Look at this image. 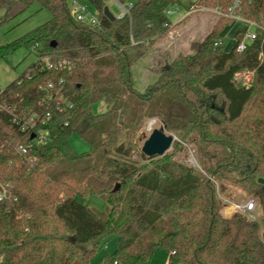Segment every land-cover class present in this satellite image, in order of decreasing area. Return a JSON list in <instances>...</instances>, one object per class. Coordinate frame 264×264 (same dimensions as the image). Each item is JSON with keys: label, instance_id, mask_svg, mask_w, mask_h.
<instances>
[{"label": "trees", "instance_id": "obj_1", "mask_svg": "<svg viewBox=\"0 0 264 264\" xmlns=\"http://www.w3.org/2000/svg\"><path fill=\"white\" fill-rule=\"evenodd\" d=\"M87 1L99 12L98 24L77 20L71 0H0V24L35 2L51 13L0 45V60L22 47L38 57L0 87V264H144L158 247L169 264H264V41L243 52L216 46L231 22L221 18L140 90L133 67L172 27L166 9L186 4L120 0L133 1L131 14L111 20L104 0ZM64 58L71 69L58 65ZM241 70L254 71L249 87L235 79ZM99 103L105 109L96 112ZM11 111H50L42 127L47 139L36 143ZM154 117L178 138L164 155L150 157L138 133ZM73 132L90 152L70 146ZM184 143L205 172L178 158ZM210 177L225 196L234 189L255 196L260 221L224 210ZM90 193L104 197L106 210L79 200ZM108 236L117 238L116 250L93 262Z\"/></svg>", "mask_w": 264, "mask_h": 264}, {"label": "rangeland", "instance_id": "obj_2", "mask_svg": "<svg viewBox=\"0 0 264 264\" xmlns=\"http://www.w3.org/2000/svg\"><path fill=\"white\" fill-rule=\"evenodd\" d=\"M111 12L116 16L120 13V7L116 0H104ZM90 13L96 14V8L87 0H82ZM182 3L191 4L194 0H181ZM186 12L183 7L179 13L170 15L172 27L169 32L157 39L155 44L149 49L147 55L142 58L134 67L136 86L140 90H144L148 85L153 83L174 56L178 53H190L191 44L194 41L204 40L205 37L213 28V24L217 21L216 18L206 13H192L187 18L179 20L182 14ZM3 10L0 11V21L3 16ZM51 18V13L46 9H40L38 2L33 3L25 12L16 18L0 24V45L7 44L40 24L48 21ZM246 27L244 22L231 20V22L219 34L225 41V49L230 50L236 42V34L238 31ZM38 59L34 52L26 48H19L7 58L0 60V87L5 89L12 81L18 78L27 67ZM105 109L104 103H99L94 107L96 112ZM151 119H156L157 122L154 128H160L164 124L160 119L148 118L143 127L139 131V147L142 146L145 140L150 136L153 129L147 127V122ZM169 133H173L167 130ZM176 137L177 135L173 133ZM178 138V137H177ZM70 146L78 153L90 152L91 145L78 133L73 132L69 138ZM190 148L194 149L191 144L184 143L177 156L180 160L190 164ZM196 154V153H195ZM138 158V156H136ZM197 158V157H196ZM250 195L241 189H234L232 200H246ZM79 200L84 201L88 206L99 211H104L107 208V202L100 194L90 193L85 197L79 196ZM229 213H232L231 210ZM259 215V214H258ZM117 248V238L108 236L101 240L97 246L96 254L92 261L97 262L105 255L115 251ZM144 264H169V253L161 247H158L150 262Z\"/></svg>", "mask_w": 264, "mask_h": 264}, {"label": "built area", "instance_id": "obj_3", "mask_svg": "<svg viewBox=\"0 0 264 264\" xmlns=\"http://www.w3.org/2000/svg\"><path fill=\"white\" fill-rule=\"evenodd\" d=\"M116 1L118 2V5L120 7V13L116 15V18L125 19L129 17L133 7V1ZM245 4L249 5L250 7H245ZM183 7L186 9V12L182 14L179 20L187 18L192 13H206L210 14L217 20L221 18H228L230 20L235 19L237 21L244 22L246 27L243 30L237 32L236 42L233 46L237 49L238 52H243L252 43L258 40L261 42L264 41V0H224L223 3L220 1H216L214 4L209 3L208 0H194V2H192L191 4H186L184 6L180 3L174 4L166 9V13L168 16H170L174 12L179 13ZM71 11L77 20L87 21L91 24L99 23V12L97 11L96 14L90 13L82 0H71ZM223 43L225 44L224 39L218 35V38L215 40V45L218 46ZM259 57L260 59H263V50L260 51ZM45 62L48 68H51L53 66V63H51L48 58H45ZM58 65L71 69V67L73 66V62L64 58L59 61ZM253 76V70H241L235 74V79L242 85L249 87L252 83ZM52 86L53 83L49 82L47 88H50ZM67 105H69V107L72 106L68 103ZM58 108L62 110V107L58 106ZM11 113L14 115V121L18 122V124L21 125V129L23 131L35 133L36 143L40 144L47 139L48 130L42 127L52 116L50 111L45 112L44 115H40L37 111H31L26 115H23L22 117L13 113V111H11ZM17 149L19 152H27V148H25L23 145H19ZM189 153L190 164L205 172L196 158L195 150L190 148ZM30 161L33 162L34 159H30ZM210 178L216 185L217 195L225 204L224 210L232 208V213L239 211L250 220L260 221V216L258 215L257 210L258 199L255 196H250L246 200H232V198L225 196L221 192L219 182L213 177ZM3 197L4 192H0V200H2Z\"/></svg>", "mask_w": 264, "mask_h": 264}, {"label": "water", "instance_id": "obj_4", "mask_svg": "<svg viewBox=\"0 0 264 264\" xmlns=\"http://www.w3.org/2000/svg\"><path fill=\"white\" fill-rule=\"evenodd\" d=\"M104 14L111 20L116 19V16L107 5L104 7ZM176 139L177 137L173 133L167 132L165 125H163L160 128L153 129L150 136L145 140L141 150L150 157L162 156L172 148ZM259 182L264 183V178H260ZM117 188H119V185L115 187V189Z\"/></svg>", "mask_w": 264, "mask_h": 264}, {"label": "bare ground", "instance_id": "obj_5", "mask_svg": "<svg viewBox=\"0 0 264 264\" xmlns=\"http://www.w3.org/2000/svg\"><path fill=\"white\" fill-rule=\"evenodd\" d=\"M157 120L156 119H151L147 122V127L148 128H154L155 124H156Z\"/></svg>", "mask_w": 264, "mask_h": 264}]
</instances>
